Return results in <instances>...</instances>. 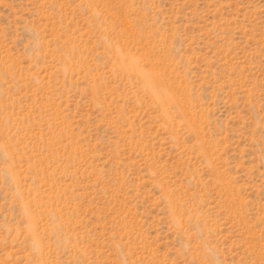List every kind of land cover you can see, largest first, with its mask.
I'll use <instances>...</instances> for the list:
<instances>
[{"label":"rangeland","instance_id":"rangeland-1","mask_svg":"<svg viewBox=\"0 0 264 264\" xmlns=\"http://www.w3.org/2000/svg\"><path fill=\"white\" fill-rule=\"evenodd\" d=\"M0 264H264V0H0Z\"/></svg>","mask_w":264,"mask_h":264}]
</instances>
